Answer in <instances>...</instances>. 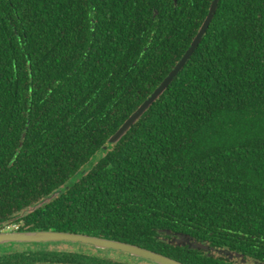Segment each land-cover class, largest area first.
Returning <instances> with one entry per match:
<instances>
[{"label": "trees", "instance_id": "trees-1", "mask_svg": "<svg viewBox=\"0 0 264 264\" xmlns=\"http://www.w3.org/2000/svg\"><path fill=\"white\" fill-rule=\"evenodd\" d=\"M212 3L0 0V215L183 264H264V0H218L110 141Z\"/></svg>", "mask_w": 264, "mask_h": 264}, {"label": "water", "instance_id": "water-1", "mask_svg": "<svg viewBox=\"0 0 264 264\" xmlns=\"http://www.w3.org/2000/svg\"><path fill=\"white\" fill-rule=\"evenodd\" d=\"M218 0H213L211 5V10L207 18L205 19L203 25L201 26L198 34L191 43V46L186 51L180 62L174 67V69L168 74V76L163 80L160 86L153 92L150 98L142 104L138 110L130 116V118L121 126V128L116 132V134L110 139L111 142H117L136 122V120L148 109V107L155 102V100L164 92V90L170 85L176 75L184 67L187 60L191 57L194 50L198 47L202 37L204 36L211 18L212 14L216 8ZM57 194H53L51 197L45 199L41 205L50 202ZM186 238V237H184ZM187 239V238H186ZM188 240V239H187ZM189 241V240H188ZM57 243V242H68L77 243L81 245H89L96 249L101 250H113L123 254H127L132 258L143 259L153 264H183L182 262L175 260L166 255L148 250L146 248L126 243L115 241L112 239H105L100 237H93L83 234H71L64 232H52V231H38V232H23V233H11L0 235V243ZM176 245H185L187 242L184 239L177 240ZM190 244V248H195L201 250L204 248L201 244Z\"/></svg>", "mask_w": 264, "mask_h": 264}, {"label": "flooded vegetation", "instance_id": "flooded-vegetation-1", "mask_svg": "<svg viewBox=\"0 0 264 264\" xmlns=\"http://www.w3.org/2000/svg\"><path fill=\"white\" fill-rule=\"evenodd\" d=\"M44 200H42L41 203ZM34 209L35 208H33V210ZM24 216L25 215H19V217H12V216L8 217V215H0V235L42 231V230H35V231L29 230L28 229L29 227L27 226V224H25L24 219L26 217ZM52 232H56V231H52ZM64 233H69V232H64ZM71 234H77V233H71ZM173 237L174 236H172L171 239H173ZM52 245H66L69 247L48 248V246H52ZM108 251L110 252L113 250H101V249H96L89 245H81L77 243H68V242L3 243V244L0 243V264H136L138 262H144L143 259L132 258L127 254H123L117 251H113L115 252V254H111L108 253ZM78 253L81 254L86 253L88 255L85 256L86 258L90 259V257H94L97 258L98 260L96 262H91V261L78 262L76 258V261H73V256H77ZM119 254H123L122 257H120ZM111 255L115 256L116 259L111 260L110 258ZM100 260H110V261H100ZM132 260L136 262H133ZM256 264H261V263H256Z\"/></svg>", "mask_w": 264, "mask_h": 264}, {"label": "rangeland", "instance_id": "rangeland-1", "mask_svg": "<svg viewBox=\"0 0 264 264\" xmlns=\"http://www.w3.org/2000/svg\"><path fill=\"white\" fill-rule=\"evenodd\" d=\"M62 247H69V246H66V245H52V246H48V248H62ZM108 253H111V254H115V252H113V251H108ZM122 255L123 254H119V256L120 257H122ZM110 258H111V260H115L116 259V257L115 256H110ZM83 261H89V259L88 258H84V259H82V261L81 262H83ZM133 261V260H132ZM141 261H143V260H141ZM122 262H124V261H122ZM136 262V261H135ZM145 262V263H144ZM144 262H138V263H136V264H153V263H150V262H147V261H145L144 260Z\"/></svg>", "mask_w": 264, "mask_h": 264}]
</instances>
